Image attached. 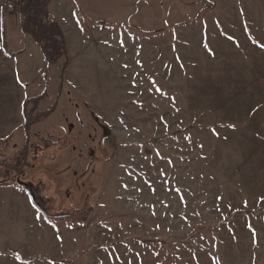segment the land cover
Here are the masks:
<instances>
[{"label": "rangeland", "instance_id": "1", "mask_svg": "<svg viewBox=\"0 0 264 264\" xmlns=\"http://www.w3.org/2000/svg\"><path fill=\"white\" fill-rule=\"evenodd\" d=\"M19 1L0 4L20 15L23 29ZM125 1L119 14L141 21L135 0ZM153 1L156 28L184 18V61L172 81L154 70L153 86L125 71L122 96L121 83L81 55H70L65 71L64 57L45 60L25 101L28 127L13 132L15 116L0 118L3 136L10 133L0 140V184H30L40 205L31 222L26 211L13 216L12 193H0V264H264V190L246 138L251 113L264 104L249 101L245 87L250 81L253 98L264 95V39L255 23L264 19V0ZM218 1L245 16L246 37L226 50L214 47L213 18L228 12ZM61 2L73 18L74 7ZM250 49L252 82L235 70Z\"/></svg>", "mask_w": 264, "mask_h": 264}, {"label": "crops", "instance_id": "2", "mask_svg": "<svg viewBox=\"0 0 264 264\" xmlns=\"http://www.w3.org/2000/svg\"><path fill=\"white\" fill-rule=\"evenodd\" d=\"M61 1L58 0L56 4V0H51L49 10L51 18L57 21L64 31L67 50L71 56L74 54L81 55L84 64L91 60L96 65L104 67L115 80H118V83H121V88L124 85L125 71H133V77L137 80H141L140 77L143 79L148 78L144 82H150L151 84V81H153V86L156 85L155 82L158 78L157 74H154V70L164 71V81L174 79L172 71L178 69V66L181 65L179 62L184 61V18L176 21L171 26L156 28L155 2H151V0H135L134 5H131L134 12L137 9L140 13L142 12L141 16H144V18L141 21H136L133 16L128 18L119 14L126 7L123 5L126 2L125 0H65L67 1L66 5L74 7V16L70 18L69 12L63 9ZM196 2L198 0H193L191 3ZM217 3L219 9L222 7L228 9V12L225 13L226 16L224 17H219L217 13L213 18L214 28L216 29L214 38L216 36V40H218L216 43L214 42V47L226 50L232 40L246 37L245 27H242V25H245V16H241L240 12L233 16L232 9L238 6H232L228 1L221 4L218 1ZM121 6L123 8L119 11L118 8ZM91 9L96 13L112 12L117 14L110 15L108 19L97 16L92 19L90 17V15L93 16L90 12ZM72 19L76 24L75 29ZM19 21L20 15L15 12L9 15L4 14L3 7L0 4V101L2 102L0 105V118L5 119L9 114L15 116L16 124L13 126V132L18 131L26 124L24 105L29 94V86L38 82L40 70L45 67L46 60L39 44L21 28ZM256 21L259 24L260 37L264 39V19H256L255 23ZM7 22L13 29L9 31V35L5 33V30L8 32ZM152 23L154 24L151 25ZM129 26H134L142 32L131 30ZM237 26L242 28L237 29ZM6 43L8 48L5 46ZM174 54H177L175 57L176 62L173 61ZM180 56H182V60H178ZM252 56V49L248 52L245 51V61L239 64L241 68L238 66L236 69L234 68L236 71L238 69L245 70L246 76L250 77L251 82L254 80V76L257 77L254 72L258 70V67L253 64ZM218 63L221 65V62ZM69 64H71V57ZM84 68L87 69V65H82L81 70ZM219 70L225 71L227 68L222 66ZM84 75L85 73L83 75L80 73V78H83ZM236 75L235 73L233 79L236 78ZM33 77L36 79L33 80ZM262 80L264 78H261L260 81L262 82ZM245 81L248 82V84H244L245 87L249 85V88H246L247 97H250L249 101L253 102L255 100L260 105L264 104V95L256 97L257 99L253 98L251 94L253 87H251L250 81ZM80 84L82 87L79 88L82 89L84 94L89 95L92 93L87 80H80ZM122 91V96H124L123 88ZM80 111L82 112V110ZM74 113V117L80 118L79 109L75 108ZM249 120L248 126H246V138L250 137V140L252 139L250 141L252 165L260 166L258 170L254 167L253 175L259 178L262 183L260 188L264 190V111L252 112ZM4 126V124L0 126L1 141L8 139L10 134L3 136L1 131L5 129ZM4 192L12 193L15 196V202L11 204L12 211L17 208V213L26 211L29 221L32 222V219H36L34 217L38 206L27 189H23L10 181L3 185L0 184V193ZM15 213L16 211L12 213L13 216H15Z\"/></svg>", "mask_w": 264, "mask_h": 264}, {"label": "trees", "instance_id": "3", "mask_svg": "<svg viewBox=\"0 0 264 264\" xmlns=\"http://www.w3.org/2000/svg\"><path fill=\"white\" fill-rule=\"evenodd\" d=\"M51 0H20L18 7L23 15V29L30 34L40 45L46 60L49 63L56 62L59 58H65L64 71L66 70L70 54L67 50L64 31L60 24L51 18L49 3ZM4 11L6 7H3ZM134 29V27H133ZM139 32L140 29L135 28ZM6 48L7 43H6ZM55 106L48 112V115L54 112ZM26 122H31L28 118ZM44 211V210H43ZM45 212V211H44ZM46 216L54 217L45 212ZM146 244H153L155 241L144 240Z\"/></svg>", "mask_w": 264, "mask_h": 264}, {"label": "water", "instance_id": "4", "mask_svg": "<svg viewBox=\"0 0 264 264\" xmlns=\"http://www.w3.org/2000/svg\"><path fill=\"white\" fill-rule=\"evenodd\" d=\"M30 123L28 122L27 123V125H26V128L28 127V125H29ZM26 189L32 194V196L34 195V191H33V189L31 188V185L30 184H28V183H26Z\"/></svg>", "mask_w": 264, "mask_h": 264}, {"label": "flooded vegetation", "instance_id": "5", "mask_svg": "<svg viewBox=\"0 0 264 264\" xmlns=\"http://www.w3.org/2000/svg\"><path fill=\"white\" fill-rule=\"evenodd\" d=\"M28 123V122H27ZM2 151V150H1ZM1 151H0V154H1ZM34 191V190H33ZM34 195H36L37 197H38V195L37 194H35V192H34ZM39 206V208H40V205H38Z\"/></svg>", "mask_w": 264, "mask_h": 264}]
</instances>
